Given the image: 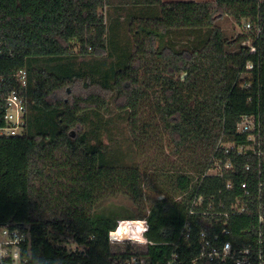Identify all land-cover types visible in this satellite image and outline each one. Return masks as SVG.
<instances>
[{"label":"trees","instance_id":"1","mask_svg":"<svg viewBox=\"0 0 264 264\" xmlns=\"http://www.w3.org/2000/svg\"><path fill=\"white\" fill-rule=\"evenodd\" d=\"M226 17L251 25L248 34L229 38L217 25ZM128 19L133 45L115 41ZM21 69L26 131L0 139V227L30 234L28 264H166L173 255L235 264L199 259L201 233L225 229L235 251L257 249L261 237L264 257V1L0 0V75ZM114 113L144 169L119 164V150L103 143L100 123ZM244 116L261 121V156L220 147L247 145ZM217 161L233 169L204 177ZM121 195L138 205L135 218L98 211ZM196 196L203 203L190 215ZM236 203L244 213L233 214ZM122 220L147 221L143 255L112 252ZM186 221L191 239L175 247Z\"/></svg>","mask_w":264,"mask_h":264},{"label":"built area","instance_id":"2","mask_svg":"<svg viewBox=\"0 0 264 264\" xmlns=\"http://www.w3.org/2000/svg\"><path fill=\"white\" fill-rule=\"evenodd\" d=\"M263 2L264 0H259ZM247 29H251V25L247 24ZM255 51V49H252ZM252 65L249 64L247 69H252ZM12 80H15L19 87L14 88L10 83L9 78L0 75V139L8 140L14 137L23 136L26 131V121L28 114V100L26 98L23 89L28 87V73L26 70H19L11 76ZM239 135L245 137L247 145L241 146L230 141V145H225L224 139L220 142V147L225 148L226 153L230 149H237L238 154H242L244 150H251L253 153L262 155V124L258 117L244 116L241 122L238 124ZM233 169L231 162L223 164L222 162H215L213 167L206 173L204 177H224V175ZM249 170V166L246 167ZM228 188H231V182L228 183ZM246 196H250L247 183L242 184ZM264 189V183L259 182V194H262ZM260 200V199H259ZM203 203V197L196 196L193 208L190 211V215L198 214L195 211L196 207H199ZM244 204L240 205L236 203L232 206L233 214H242L245 212ZM263 209V204L260 205V210ZM227 216V214H225ZM140 224V241L133 242L130 237L128 239H121L118 237L120 228L125 222H121L116 231L112 232L113 239L110 240V245L123 246L127 243H135L141 246L148 247L149 241L145 238V233L148 231L147 221L141 220ZM260 223L264 224V215H260ZM129 224V223H128ZM147 228V231H143ZM230 232L225 229L220 234L212 237L208 232H202L200 235V260H207L211 263L219 262L226 263L229 260H234L235 264H264L263 257V241L260 237L257 243V249L254 245H249L247 248L235 251L232 243L222 242V236H228ZM191 239V229L189 221H186L182 233L178 239V243H174L173 246L177 247L179 242L186 243ZM30 240V234L24 233L19 227L10 228L0 227V264H28V259L22 257V247L26 241ZM141 255V254H140ZM143 255V254H142ZM178 256L173 255L166 264H177ZM128 264H146L145 260L141 257L133 256Z\"/></svg>","mask_w":264,"mask_h":264},{"label":"rangeland","instance_id":"3","mask_svg":"<svg viewBox=\"0 0 264 264\" xmlns=\"http://www.w3.org/2000/svg\"><path fill=\"white\" fill-rule=\"evenodd\" d=\"M178 1H213V0H178ZM157 9H160L157 6ZM133 21L128 19L125 22H122L119 26L120 31L126 29L128 34L126 38H122V36L115 40L119 43H128L129 45H133V39L131 36V27ZM217 25L221 27V29L227 34L229 38H236L238 36H244L248 34L247 23L241 22L237 23L235 19L226 17L217 22ZM110 40V39H109ZM114 41V42H115ZM113 42V43H114ZM110 47V46H109ZM70 93V90H69ZM118 114L114 113L113 115H104V120L100 123V137L105 145H110L112 149H118L119 152L116 155L119 159V164L124 166H137L140 169H144L147 164V158L141 155L138 150L133 148L129 143V133L127 129V122L124 119L125 117H119ZM94 127V126H93ZM91 129V128H90ZM230 141H224L225 145H230ZM121 144V145H120ZM109 146V147H110ZM151 196L154 198H160L157 193L151 192ZM138 205H133L131 201H129L124 196H118L115 201H112L108 204L102 206L98 211L104 213H118V217H136L139 213ZM122 219V218H120ZM126 224H123L120 228V233L125 234L128 233L129 237L133 239V242L140 241V224L139 221H126L122 220ZM120 221V222H122ZM129 223V224H128ZM127 247H130L131 254H144L147 251V247L141 246L135 243H127L123 246H115L112 249L113 253H124ZM72 250H76L77 247L72 245ZM80 251H83V247L79 248Z\"/></svg>","mask_w":264,"mask_h":264},{"label":"crops","instance_id":"4","mask_svg":"<svg viewBox=\"0 0 264 264\" xmlns=\"http://www.w3.org/2000/svg\"><path fill=\"white\" fill-rule=\"evenodd\" d=\"M164 3H172V2H196V1H178V0H162ZM214 1V0H213ZM202 2H212V1H200ZM199 2V3H200Z\"/></svg>","mask_w":264,"mask_h":264},{"label":"water","instance_id":"5","mask_svg":"<svg viewBox=\"0 0 264 264\" xmlns=\"http://www.w3.org/2000/svg\"><path fill=\"white\" fill-rule=\"evenodd\" d=\"M118 237L121 238V239H128L129 238V235L128 233H125V234H121L120 232L118 233ZM111 248L115 247L114 245H110Z\"/></svg>","mask_w":264,"mask_h":264},{"label":"clouds","instance_id":"6","mask_svg":"<svg viewBox=\"0 0 264 264\" xmlns=\"http://www.w3.org/2000/svg\"><path fill=\"white\" fill-rule=\"evenodd\" d=\"M143 231H147V228H144ZM113 238H114V237H113L112 233H110V235H109V239L112 240Z\"/></svg>","mask_w":264,"mask_h":264}]
</instances>
